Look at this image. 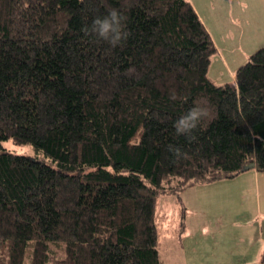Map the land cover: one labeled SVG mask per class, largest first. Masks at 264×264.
I'll return each instance as SVG.
<instances>
[{
  "label": "trees",
  "instance_id": "trees-1",
  "mask_svg": "<svg viewBox=\"0 0 264 264\" xmlns=\"http://www.w3.org/2000/svg\"><path fill=\"white\" fill-rule=\"evenodd\" d=\"M112 9L117 47L82 30ZM217 52L190 0H0V264H165L160 196L264 171V48L224 84Z\"/></svg>",
  "mask_w": 264,
  "mask_h": 264
},
{
  "label": "rangeland",
  "instance_id": "rangeland-1",
  "mask_svg": "<svg viewBox=\"0 0 264 264\" xmlns=\"http://www.w3.org/2000/svg\"><path fill=\"white\" fill-rule=\"evenodd\" d=\"M218 1L224 3L235 27L230 31L232 51L236 49V59L244 58L242 65L253 52L264 48V0ZM217 56H213L209 70L212 78ZM3 146L13 153L34 155L32 147L12 141ZM180 195L161 196L158 222L165 216L163 201L175 211L186 208L193 237L184 240L181 247L179 234L173 229L174 239L159 244L168 264H264V171L250 168L233 177L196 184Z\"/></svg>",
  "mask_w": 264,
  "mask_h": 264
},
{
  "label": "crops",
  "instance_id": "crops-1",
  "mask_svg": "<svg viewBox=\"0 0 264 264\" xmlns=\"http://www.w3.org/2000/svg\"><path fill=\"white\" fill-rule=\"evenodd\" d=\"M190 2L212 35L218 49V58H215L213 63V66H215V75L211 78L218 84L234 81L235 72L244 58H241V60L236 59V53L234 54L233 52L236 49L234 48L232 51V42H234V37H230V35H232L230 31H232L235 27L232 22L229 21V15L226 12L224 3L222 1L217 2V0H190ZM215 35H217L218 38ZM227 40L230 43H227ZM189 188L190 187L186 189L188 190ZM181 192L177 194L179 198H181ZM160 198L161 196L158 198L156 208V223L159 230V244H162L165 240L170 241L174 239L172 235V230L174 229L177 230L181 247H183V241L193 237L192 227L186 220L188 209L184 208L185 214L183 216L182 207L180 209L177 207V211H175L172 210L166 201H163V205L165 204L167 206L164 210L165 216H161V220L158 222V206L159 202H162V199L160 200ZM182 224L184 225L183 230ZM162 260L165 264H168V262L163 258Z\"/></svg>",
  "mask_w": 264,
  "mask_h": 264
},
{
  "label": "clouds",
  "instance_id": "clouds-1",
  "mask_svg": "<svg viewBox=\"0 0 264 264\" xmlns=\"http://www.w3.org/2000/svg\"><path fill=\"white\" fill-rule=\"evenodd\" d=\"M86 35H94L98 40L107 42L112 47L119 46L127 39V32L125 31V17L116 10H110L104 16H97L92 20L90 26L82 29ZM176 97L173 96L172 99ZM209 115L206 107L198 104H193L187 112L181 115L174 122V130L176 136H184L190 141L196 139L194 133L201 126V122ZM169 151L177 157L181 156V149L170 145Z\"/></svg>",
  "mask_w": 264,
  "mask_h": 264
}]
</instances>
